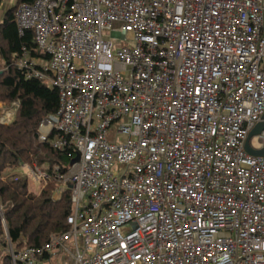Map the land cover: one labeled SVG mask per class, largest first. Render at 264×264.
Returning <instances> with one entry per match:
<instances>
[{
  "label": "built area",
  "instance_id": "built-area-1",
  "mask_svg": "<svg viewBox=\"0 0 264 264\" xmlns=\"http://www.w3.org/2000/svg\"><path fill=\"white\" fill-rule=\"evenodd\" d=\"M14 20L47 55L23 47L16 66L59 95L38 140L69 159L26 168L58 194L68 185L72 212L66 232L11 248L13 264L56 251L73 264H264V155L244 149L264 114V0H34Z\"/></svg>",
  "mask_w": 264,
  "mask_h": 264
},
{
  "label": "trees",
  "instance_id": "trees-1",
  "mask_svg": "<svg viewBox=\"0 0 264 264\" xmlns=\"http://www.w3.org/2000/svg\"><path fill=\"white\" fill-rule=\"evenodd\" d=\"M33 1L16 0L0 19V101L19 104L12 121L0 123V264H13L7 252L9 245L15 252L25 246L40 247L51 235L70 228V187L66 185L56 198L54 193L61 185L50 180L39 193H32L28 191V176L16 172L24 165L51 170L55 164L64 171L69 163L65 152L38 140L40 121L58 109L57 89L39 79L26 78L15 64L23 47L32 56L47 57L37 48L32 30L20 33L14 20L17 6Z\"/></svg>",
  "mask_w": 264,
  "mask_h": 264
},
{
  "label": "rangeland",
  "instance_id": "rangeland-1",
  "mask_svg": "<svg viewBox=\"0 0 264 264\" xmlns=\"http://www.w3.org/2000/svg\"><path fill=\"white\" fill-rule=\"evenodd\" d=\"M1 8V7H0ZM2 8L0 9V15L2 13ZM122 44L121 41H116L115 42V48L120 47ZM11 103H7L5 101H0V123L2 122V110L4 109L5 106H9ZM1 124H9V123H5L3 121V123ZM113 128L116 127V124H114L112 126ZM264 130V114L261 117V119L259 121H257L253 127L250 129V131L248 132L247 138L245 140V144H244V149L245 152L248 155H252V156H261L264 155V145L261 144V142L259 141V135H261L262 131ZM110 137V136H109ZM43 171H45V168L43 166H39ZM16 172L21 173V174H25L28 176V191L29 192H35V193H39L40 190L46 185L43 184V182L35 179L33 177V175L30 173V171H28L27 168L25 167H19L16 169ZM54 196L57 198L59 195L58 193H54ZM0 217L2 219V212H1V207H0ZM3 220V219H2ZM12 248L11 245H9V247L7 248V252L10 253V249ZM55 255L54 258L57 259H62L65 258L67 260H70L69 255H67L65 252L63 251H59L57 253H54ZM66 254V255H64ZM59 262V261H58Z\"/></svg>",
  "mask_w": 264,
  "mask_h": 264
},
{
  "label": "crops",
  "instance_id": "crops-1",
  "mask_svg": "<svg viewBox=\"0 0 264 264\" xmlns=\"http://www.w3.org/2000/svg\"><path fill=\"white\" fill-rule=\"evenodd\" d=\"M16 3V0H2V3H1V8L3 9L2 10V13L0 15V19L3 17L4 13L6 12L7 9H9L10 7L14 6ZM0 8V9H1ZM40 57L37 58V60L39 61ZM22 167H25L26 168V165L22 166ZM21 167V168H22ZM60 195V194H58ZM58 251H56L55 253H57ZM55 255V254H54ZM59 261V262H58ZM50 262L51 264H73V261L70 259V260H67L65 258H62L61 260L60 259H55L54 256L50 259Z\"/></svg>",
  "mask_w": 264,
  "mask_h": 264
},
{
  "label": "water",
  "instance_id": "water-1",
  "mask_svg": "<svg viewBox=\"0 0 264 264\" xmlns=\"http://www.w3.org/2000/svg\"><path fill=\"white\" fill-rule=\"evenodd\" d=\"M1 72V71H0ZM78 160V156H76L73 160H72V162H74V161H77Z\"/></svg>",
  "mask_w": 264,
  "mask_h": 264
}]
</instances>
